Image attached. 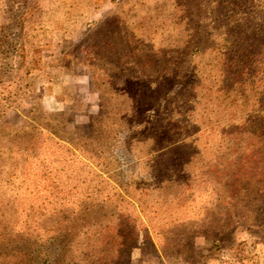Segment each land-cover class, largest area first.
I'll return each instance as SVG.
<instances>
[{
  "label": "rangeland",
  "instance_id": "1",
  "mask_svg": "<svg viewBox=\"0 0 264 264\" xmlns=\"http://www.w3.org/2000/svg\"><path fill=\"white\" fill-rule=\"evenodd\" d=\"M235 22L264 0H0V264H264V191L231 194L208 80L184 90Z\"/></svg>",
  "mask_w": 264,
  "mask_h": 264
},
{
  "label": "trees",
  "instance_id": "2",
  "mask_svg": "<svg viewBox=\"0 0 264 264\" xmlns=\"http://www.w3.org/2000/svg\"><path fill=\"white\" fill-rule=\"evenodd\" d=\"M261 27L253 23L235 22L228 34L221 35L220 40L210 43L203 49L209 50L215 59L219 58L218 64L223 70L222 74L219 77L215 75L214 78H207L209 74L204 75V71L197 72L192 69V75L195 74L197 80L191 78L192 84L187 82L184 88L186 92H192L199 87V80H208L210 86L206 87L205 91L209 92L200 106L206 114L215 111L216 117L205 116L207 119H203V123L210 125V129H214L215 126L223 129L225 140L232 148L229 162H234L237 169L232 175L234 186L231 194L234 196H250L264 191V32ZM199 63L201 62L196 65ZM211 91L216 95L211 94ZM187 101L184 102L186 109L182 121L187 126L195 125L197 122L191 116L194 109L192 95H189ZM187 136L181 138V145L186 144V147H189ZM38 144L34 143L31 152L18 150L13 154H7L8 162L12 161L15 164L21 162L23 167L29 166L26 160L41 158ZM235 154H238V157H233ZM128 216L129 214L126 219H129ZM136 218L143 228L134 223L135 227L129 234V242L125 237L120 242L122 249L129 247L130 251V247H137L141 232L144 233L141 238L144 240L150 238L151 233L146 228L147 222L139 215H136ZM104 237H107V241L113 239L110 235ZM122 249L118 250L119 253Z\"/></svg>",
  "mask_w": 264,
  "mask_h": 264
}]
</instances>
